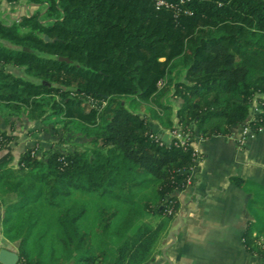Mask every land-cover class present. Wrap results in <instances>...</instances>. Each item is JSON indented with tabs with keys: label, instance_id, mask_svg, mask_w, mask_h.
I'll return each instance as SVG.
<instances>
[{
	"label": "trees",
	"instance_id": "obj_1",
	"mask_svg": "<svg viewBox=\"0 0 264 264\" xmlns=\"http://www.w3.org/2000/svg\"><path fill=\"white\" fill-rule=\"evenodd\" d=\"M29 1L36 8L19 20L0 18V38L14 43L0 40V104L7 108L0 115L8 126H0V209L4 232L17 241L16 264H144L159 233L145 220L110 249L96 250L79 226L84 208H60L58 258L43 251L42 234L31 250L35 215L11 220L40 197L56 205L73 189L137 204L135 191L147 185L153 198L138 203L140 210L172 215L166 208L176 209L197 162L196 131L264 129V0ZM21 113L53 128L72 125L88 143L25 146L15 155ZM176 128L183 144L172 135ZM116 214L101 209V235ZM243 242L264 255L249 227Z\"/></svg>",
	"mask_w": 264,
	"mask_h": 264
},
{
	"label": "crops",
	"instance_id": "obj_2",
	"mask_svg": "<svg viewBox=\"0 0 264 264\" xmlns=\"http://www.w3.org/2000/svg\"><path fill=\"white\" fill-rule=\"evenodd\" d=\"M195 137L199 163L177 192L160 249L144 264H264L243 242L249 227L252 245L264 251V129L236 124L229 134ZM4 252H17V242L4 232L0 209V256L8 258Z\"/></svg>",
	"mask_w": 264,
	"mask_h": 264
},
{
	"label": "rangeland",
	"instance_id": "obj_3",
	"mask_svg": "<svg viewBox=\"0 0 264 264\" xmlns=\"http://www.w3.org/2000/svg\"><path fill=\"white\" fill-rule=\"evenodd\" d=\"M35 8L36 5L29 0H0V18L4 21H10L12 19L19 20L22 14L25 12H32ZM0 40L14 46V43L10 42L7 38H0ZM5 68L15 73H21L20 68H16L12 65H6ZM172 102L175 101L172 100ZM134 107L137 110L142 108L140 105H135ZM0 109L7 110L2 104H0ZM12 109L15 108L12 107ZM144 109L146 110V108ZM20 115L21 118L16 121V130L14 129L16 138L11 142L15 155L25 146L42 145L43 147H49L53 145L54 147L66 150L72 148L75 144L83 145L88 143L89 137L82 133L80 129L72 127V125L69 129L63 130L60 126L53 128L51 122L45 123L42 122L41 119H31L25 117L23 113ZM0 123H2V118H0ZM40 153L41 150H36L38 156ZM146 198H153V188L151 185H147L135 191V200L138 203H141V201ZM138 203L129 204L127 202H122L110 194H102L98 191L73 189L70 194L59 196L56 205H49L46 203L44 197H40L37 201L16 211L11 222H14L21 214L31 212L33 216L35 215L37 217V222L32 226V239H30L31 250H36L38 244L34 243L35 238L37 235L42 234L39 241L44 248L43 251L49 253L53 250V257L58 258L61 244L56 228V217L60 208L66 206L84 208V214L78 221L79 226L81 229L90 232L92 245L96 250L102 247H108V249H110L111 245L114 246L122 240L124 234L128 235L132 233L135 228L145 220L148 221L151 227L159 228V233L151 248V256L153 252L160 249L163 242L167 217L165 215H152L145 210H140ZM102 208L106 212L117 210V214L111 219L110 230L108 232L106 231L103 235H101L98 229L99 214ZM16 230H18V228L12 230L11 234L15 236ZM109 235L113 236L115 240L112 244ZM109 259L110 258L106 261ZM106 261L102 264H111L110 261L107 263Z\"/></svg>",
	"mask_w": 264,
	"mask_h": 264
},
{
	"label": "built area",
	"instance_id": "obj_4",
	"mask_svg": "<svg viewBox=\"0 0 264 264\" xmlns=\"http://www.w3.org/2000/svg\"><path fill=\"white\" fill-rule=\"evenodd\" d=\"M163 3H165L164 0H156V4H157V6H158V5H161V4H163ZM248 129H249L248 127L243 126V130H244V131H247ZM172 135L175 136V137L177 138V140L179 141V143L183 144V143L185 142L186 135H185L180 129H178V128L173 129V130H172ZM199 160H200V154H199V152L197 151V153H196V161H197V162H196L195 167L198 165ZM192 170H193V169H192ZM190 172H191V170H190ZM190 172H189V175H188V177H187V179H186L185 184H187V183H189V182L191 181V179H190ZM166 212L169 213V214H172L174 211H173V208H172L171 206H169V207L166 208Z\"/></svg>",
	"mask_w": 264,
	"mask_h": 264
},
{
	"label": "water",
	"instance_id": "obj_5",
	"mask_svg": "<svg viewBox=\"0 0 264 264\" xmlns=\"http://www.w3.org/2000/svg\"><path fill=\"white\" fill-rule=\"evenodd\" d=\"M44 37H45V38H48L47 35H44ZM59 58L67 59V57H65V56H59ZM166 137H167V133H164V134H163V139H165ZM4 253H9V252H4ZM17 258H18V254H17V252H10L8 258H7V256H5V257H1V256H0V259H1L5 264H15L16 261H17Z\"/></svg>",
	"mask_w": 264,
	"mask_h": 264
}]
</instances>
